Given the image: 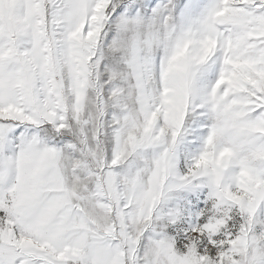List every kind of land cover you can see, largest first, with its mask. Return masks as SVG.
Wrapping results in <instances>:
<instances>
[{
	"label": "snow or ice",
	"instance_id": "1",
	"mask_svg": "<svg viewBox=\"0 0 264 264\" xmlns=\"http://www.w3.org/2000/svg\"><path fill=\"white\" fill-rule=\"evenodd\" d=\"M0 264H264V0H0Z\"/></svg>",
	"mask_w": 264,
	"mask_h": 264
}]
</instances>
